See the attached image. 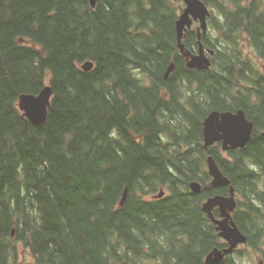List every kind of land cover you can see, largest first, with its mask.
I'll use <instances>...</instances> for the list:
<instances>
[{
	"label": "trees",
	"instance_id": "16d2710c",
	"mask_svg": "<svg viewBox=\"0 0 264 264\" xmlns=\"http://www.w3.org/2000/svg\"><path fill=\"white\" fill-rule=\"evenodd\" d=\"M202 1L208 70L177 48L181 0H0V264H204L222 244L201 203L227 194L209 185V155L242 196L247 242L264 233V74L242 44L264 61V0ZM183 43L196 51L194 29ZM45 86L33 125L18 101ZM238 109L248 144L205 150L207 114Z\"/></svg>",
	"mask_w": 264,
	"mask_h": 264
},
{
	"label": "water",
	"instance_id": "95a60500",
	"mask_svg": "<svg viewBox=\"0 0 264 264\" xmlns=\"http://www.w3.org/2000/svg\"><path fill=\"white\" fill-rule=\"evenodd\" d=\"M184 4L176 21V45L179 53L185 59L188 69L208 70L211 66L210 57L214 55V50L206 48L202 43V36L206 35L208 29L207 20L210 16L209 8L202 0H181ZM91 8H95L96 0H90ZM198 23L196 28V52L189 51L184 43L185 32L191 29L193 23ZM92 61H85L80 65L83 72L93 69ZM175 70V64L171 61L164 73L166 79ZM52 98L50 86H45L37 95H21L18 101V108L23 116L33 125L44 123L47 117V110ZM253 123L249 121L242 109L232 111L213 110L207 114L202 122L203 147L208 149L216 142L221 143L222 151L244 148L251 139ZM207 173L211 178L210 185L228 187L227 196L215 195L207 198L201 205L202 211L207 215L211 223L228 244V247L220 250L213 248L205 257L204 264H218L224 256L231 254L233 249L241 243H245L246 237L243 235L231 214L236 208L235 191L230 185V180L224 176L212 156L206 158ZM189 190L198 194L201 191V184L198 181H191L188 184ZM127 196L125 188L119 205L121 206ZM164 191L159 190L153 196L161 199ZM217 208L219 218L213 216L212 211ZM14 235V230L11 231Z\"/></svg>",
	"mask_w": 264,
	"mask_h": 264
},
{
	"label": "flooded vegetation",
	"instance_id": "af4514ba",
	"mask_svg": "<svg viewBox=\"0 0 264 264\" xmlns=\"http://www.w3.org/2000/svg\"><path fill=\"white\" fill-rule=\"evenodd\" d=\"M219 239L220 244H222L219 249L227 247L226 242L222 238ZM246 256H256L258 264H264V233L259 238L250 240V243L246 240L245 243L238 244L234 248L233 252L230 255H226L220 263L226 262V264H242ZM229 258L230 260H228Z\"/></svg>",
	"mask_w": 264,
	"mask_h": 264
},
{
	"label": "rangeland",
	"instance_id": "374dc122",
	"mask_svg": "<svg viewBox=\"0 0 264 264\" xmlns=\"http://www.w3.org/2000/svg\"><path fill=\"white\" fill-rule=\"evenodd\" d=\"M196 25H197V23H195L193 25V29H195ZM209 31H210V38L209 39L212 41L213 38H215L216 33L211 28H209ZM242 44L244 46L245 53L249 54V56L253 58L256 66L263 73L264 61L258 60L255 56L250 55L252 53V51H251L250 46L248 45V43L245 40L242 41ZM223 155L225 156V153H223ZM236 200L237 201L242 200V196L238 193H236ZM20 255L26 256V254L23 251L20 252ZM242 264H258V261L256 260V256H253V257L252 256L251 257L246 256V258H245L244 262H242Z\"/></svg>",
	"mask_w": 264,
	"mask_h": 264
}]
</instances>
